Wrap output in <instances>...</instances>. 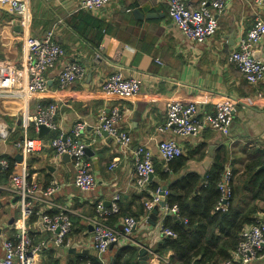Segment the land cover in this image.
<instances>
[{"label":"crops","instance_id":"crops-1","mask_svg":"<svg viewBox=\"0 0 264 264\" xmlns=\"http://www.w3.org/2000/svg\"><path fill=\"white\" fill-rule=\"evenodd\" d=\"M29 1L33 14L31 34L42 37L54 29L65 54L47 72L48 93L24 100L0 99V129L3 126L9 132L6 140L0 142V157L8 159L12 173L27 167L42 188L53 179L60 182L55 201L68 204L81 213L73 216L74 226L69 236L72 247L51 245L38 257L37 264H79L90 257L113 264L117 253L129 246L136 247L133 264H142V250L149 253L147 264H163L150 253L164 237L160 230L165 221L161 205L156 206L158 211L154 218L151 214L156 208L151 212L144 210L132 239H121L102 257L92 247L93 227L82 215L94 216L99 203L110 208L116 193L121 195L120 201L127 212L141 213L136 199L139 191L133 150L146 144L154 154V164L165 166L158 143L166 138H176L185 152H193L187 170L205 173L216 157L226 158V169L234 173L233 205L241 209L255 205L264 210V180L252 184L256 171L245 173L250 162L253 167L256 164V170L264 168L260 164L264 161V81L259 85L248 84L239 67L229 61V54L237 48L257 16L264 19V6L258 8L252 0H230L226 12L218 15L217 33L208 41L195 43L172 21L168 5L161 0H112L98 13L78 10L81 0ZM200 1L185 0L193 8H197ZM147 14L155 16H144ZM21 34L18 18L9 7L0 5V62L13 59L23 64L27 60ZM256 55L264 61V38ZM74 61L86 66V74L70 89H61L60 71ZM119 69L140 81V89L133 99L108 98L101 90L104 79ZM224 94L233 96L237 102L228 134L207 128L199 135L184 138L166 129L169 102L194 101L199 108L198 119L203 120L214 113L219 97ZM52 102L59 105L57 120L65 132L80 119L91 125L83 134L84 141L88 142L94 136L92 126L97 124L100 112H109L114 106L122 110L120 126L131 135L130 149L122 150L106 135L90 144L86 157L97 178V186L91 192H83L74 185L70 158L58 160L50 145L45 143L43 149L26 153L14 146L25 132L44 142L56 134L50 131L41 136L31 124L38 104ZM211 146H214L212 155ZM115 158L119 159L118 165L111 170L109 166ZM3 170L0 168V183L8 179L4 178ZM19 213L18 200L11 193L0 191V257L4 253L3 239L15 234ZM256 215L264 219L263 212ZM29 221L30 218L27 222L29 233L35 242L51 237L39 223ZM251 264H264V256Z\"/></svg>","mask_w":264,"mask_h":264},{"label":"built area","instance_id":"built-area-1","mask_svg":"<svg viewBox=\"0 0 264 264\" xmlns=\"http://www.w3.org/2000/svg\"><path fill=\"white\" fill-rule=\"evenodd\" d=\"M112 0H81L78 10L100 12ZM168 5L169 16L184 36L195 43H203L212 38L219 28L218 15L226 12L230 0H201L197 8L187 4L185 0H161ZM256 7L264 6V0H252ZM2 7L9 10L18 18L22 29L21 38L27 49L28 58L23 64L16 60L0 62V99H26L46 94L50 91L47 72L54 68L65 54L64 48L56 40L54 29L47 31L42 37L31 34L32 10L29 0H0ZM264 38V19L257 16L253 25L245 36L241 37L235 50L229 54V61L237 65L251 85H259L264 81V61L257 57L256 50ZM159 62V61H158ZM162 63V62H160ZM86 66L79 62H69L60 71L59 86L70 89L75 82L86 74ZM140 89V81L133 76H127L121 69L108 75L101 84V90L108 98L121 97L133 99ZM59 105L56 102L48 105L38 104L36 114L31 116V124L39 131L40 125L47 126L56 134L47 142L31 138L25 132L21 140L15 141L14 146L23 152H34L43 149L46 144L54 149L56 158L68 156L73 165L74 185L83 192H91L97 186V178L86 157L87 148L104 133L117 142L122 150L131 146V135L120 126L122 110L114 106L109 112L102 111L98 122L92 126L94 136L89 142L84 141V131L91 127L85 120H78L72 129L65 132L57 120ZM237 110L236 99L231 95L219 97L215 111L203 120L198 119L199 108L194 101L173 100L167 105L166 129H171L176 136L190 137L199 135L207 128H212L222 134H228ZM8 130L0 129V142L8 137ZM159 154L168 163L182 155L185 150L176 138L162 139L158 143ZM135 158L136 187L138 191L147 189L150 175L155 173L154 154L150 147L141 144L133 150ZM115 158L109 168L113 170L118 165ZM11 166L8 159L0 157V168L4 170ZM234 179L231 170L226 169L219 183L222 192L221 201L217 209L227 210L228 200L231 198V183ZM61 187L60 182L51 180L46 188L37 181L27 167L19 173H12L5 183H0V190L18 196L19 218L15 224L13 237L3 239V256L0 264H37L38 257L51 245L56 248H70L69 239L73 229V216L81 215L80 211L68 204L55 201V195ZM160 190L153 193L145 202L146 211L151 212L160 205ZM121 195L116 193L111 207L105 208L103 203L96 206L94 216L82 215L93 227L92 247L102 257L109 248L121 239H132V235L139 224V219L132 215L123 216L119 224L111 225L107 222L109 215L120 209ZM165 217H178L177 206H164ZM37 216V224L51 233L47 240L35 242L29 233L28 219ZM163 236H175V232L164 223L160 225ZM163 264H174L171 254L159 255L153 250ZM264 256V219L258 220L244 228L241 239L232 257L221 264H251ZM83 264H91L89 261Z\"/></svg>","mask_w":264,"mask_h":264},{"label":"trees","instance_id":"trees-1","mask_svg":"<svg viewBox=\"0 0 264 264\" xmlns=\"http://www.w3.org/2000/svg\"><path fill=\"white\" fill-rule=\"evenodd\" d=\"M192 153L186 151L184 155L169 161L165 166L156 163L154 179L150 180L147 189L139 192L136 197L141 213L133 215L127 212L120 201L119 211L109 215L107 222L111 225L119 224V220L127 215L139 218L146 211L145 201L163 185H167L165 204L170 208L177 206L179 215L177 218L174 215H167L164 225L176 235L164 236L154 252L159 255L171 252L174 264H221L232 257L240 242L242 230L255 223L258 220L256 214L264 213V210L255 205H250L248 209L233 205L234 179L231 183L232 192L227 210L217 209L222 198L219 183L227 168V159L221 160V156L216 157L211 168L202 173L187 170V163L192 158ZM260 164L264 165V161ZM3 171H5L4 178L9 179L12 174L11 166ZM252 171H256L255 180L251 179L252 184H256L259 179L264 180V168L256 170V164L253 167V163L250 162L246 166L245 173L250 174ZM37 219V216H32L29 222H37ZM177 219L184 225L177 222ZM135 252L136 247L133 246L121 249L115 256L113 264H133L132 258ZM87 261L91 264H104L97 257H90L79 264Z\"/></svg>","mask_w":264,"mask_h":264},{"label":"water","instance_id":"water-1","mask_svg":"<svg viewBox=\"0 0 264 264\" xmlns=\"http://www.w3.org/2000/svg\"><path fill=\"white\" fill-rule=\"evenodd\" d=\"M136 13L141 14L140 11H138V10H136ZM142 16H143V15L141 14V17H142ZM144 16L152 17V16H155V15H154V14H147V15H144ZM18 24H19V21H18ZM39 132H40L41 136H43L44 134L50 132V129H49L47 126H45V125H40V126H39ZM104 135L107 136V133H104ZM213 149H214V146H211V147H210V155L213 154ZM64 157H68V156L66 155V156H64ZM153 179H154V174H151V175H150V180H153ZM166 190H167V185H163V187L161 188V191H160V205H161V206H164V205H165ZM18 199H19V197L16 196V197H15V200H18ZM157 211H158V210H157V208H156L155 211H154V213L151 214V217L154 218V217H155V214H156ZM175 218H177V217L175 216ZM177 222L182 223V225H184V223L181 222L179 219H177ZM40 226L43 227L42 224H40ZM142 253H143V257H144V258H143V257L141 258V263H142V264H147V259L149 258V253H148V251H146V250H142V251H141V254H142Z\"/></svg>","mask_w":264,"mask_h":264}]
</instances>
